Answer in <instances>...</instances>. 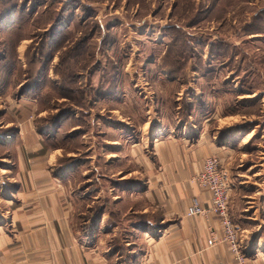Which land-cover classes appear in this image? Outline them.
<instances>
[{
  "label": "rangeland",
  "instance_id": "374dc122",
  "mask_svg": "<svg viewBox=\"0 0 264 264\" xmlns=\"http://www.w3.org/2000/svg\"><path fill=\"white\" fill-rule=\"evenodd\" d=\"M9 6L0 19V43L9 39L16 70L0 75V183H18L17 168L29 167L28 158L30 166L37 164V153L19 161L23 126L42 158L53 153L52 164L68 169L70 195L80 199V189L89 192L76 210L86 212L101 188L92 210L105 205L121 228L133 200L121 188L140 182L132 171L147 163L130 149L122 118L139 122L156 103L179 111L193 105L198 126L210 118V132L231 149L224 165L261 184L264 193V0H0V8ZM20 7L28 9V25L15 30L12 47L5 27L14 17L18 23L13 11ZM59 14L71 38L61 47L49 39L44 50L41 31ZM26 83L29 89L21 92ZM92 87L112 94L100 97ZM61 105L74 112L59 132L47 131ZM40 131L53 140L50 147ZM248 133L252 137L239 148Z\"/></svg>",
  "mask_w": 264,
  "mask_h": 264
},
{
  "label": "crops",
  "instance_id": "0c3cea01",
  "mask_svg": "<svg viewBox=\"0 0 264 264\" xmlns=\"http://www.w3.org/2000/svg\"><path fill=\"white\" fill-rule=\"evenodd\" d=\"M178 112L155 103L139 122L122 118L124 134L132 138L130 149L147 163L132 171L134 179L139 173L140 182L131 190L121 188L133 196L121 228L120 221L114 223L105 214V205L100 214L92 210L101 188L91 195L87 213L76 210L87 203L83 196L89 192L80 189V199H74L64 181L68 169L52 164L53 153L42 158L38 141H27L33 137L21 126L18 135L24 147L19 161L31 152L37 153V164L30 166L28 158L29 167L17 168L18 183H0V264H237L227 242L207 245L209 224L221 233L216 218L208 222L201 215H185L193 196L204 205L209 200V193L189 178L200 171L206 156L228 163L231 149L210 132V118L198 126L192 114L185 121ZM251 137L248 133L239 148ZM230 175L228 213L246 264H264L263 187L242 179L243 174ZM146 222L155 228H143Z\"/></svg>",
  "mask_w": 264,
  "mask_h": 264
},
{
  "label": "built area",
  "instance_id": "2783aa9c",
  "mask_svg": "<svg viewBox=\"0 0 264 264\" xmlns=\"http://www.w3.org/2000/svg\"><path fill=\"white\" fill-rule=\"evenodd\" d=\"M190 182L209 193L208 204L193 196L187 206L185 215L188 217L201 215L208 222L216 218L221 229L220 235L208 226L207 245L213 246L227 242L230 245L237 264H246V258L241 250L237 230L228 213V203L231 194V175L229 169L216 155L206 156L200 171L192 175Z\"/></svg>",
  "mask_w": 264,
  "mask_h": 264
},
{
  "label": "trees",
  "instance_id": "16d2710c",
  "mask_svg": "<svg viewBox=\"0 0 264 264\" xmlns=\"http://www.w3.org/2000/svg\"><path fill=\"white\" fill-rule=\"evenodd\" d=\"M12 8H14V7H10L9 6V7H6V8H0V19L4 18L5 16H8L10 14ZM27 10L28 9H26L25 7H20V9L15 8L14 11H13V14L20 16L18 23H17V21L15 22V17H14L13 22L9 25L10 27L9 26L5 27L6 28L5 29L6 34H7L8 38L10 37V39H11L10 41H12V47L14 46V42H15L14 39H13L15 37V35H16L15 30L20 32V30L23 27L28 25L27 24L28 19L26 18V11ZM17 11H19V12H17ZM62 25H63L62 14H59L53 20V23L51 24V28L49 26L48 29H43L41 31V37H40L41 48H43L44 50L46 49L47 46L45 45V43L49 39L52 42V46L53 47H61L68 39L71 38V36H70L71 33H72V31H70L71 29L62 28ZM19 39H20V37L19 38L17 37L16 41H19ZM8 40L6 42H4V43H0V50L4 52L2 55L0 54L1 55L0 56V75H11L13 70H16L15 69L16 64L13 61V49H12V51H10V48H8V43H9ZM169 59H170L169 58V54L166 52V54H164L162 56L163 63L166 64L169 61ZM45 68H46V65H45V63H43L41 70L45 71ZM42 71H41V74H42ZM61 72H62V70H61ZM28 75H30V74H28ZM171 76H173V75H171ZM174 76L177 77L178 75H174ZM29 87H30V83H26L25 85H23L22 88H20V90H21V92H23V91L28 90ZM91 89L93 91H99L97 93H98V96H100V97H110V95L112 94L110 92L109 88H107V87H106V89H103L102 91H100L99 89L95 90V89H93V87ZM70 106L71 105H64V106L61 105L60 106V109H59L60 113L58 112V114H56L54 116L53 121L50 120L51 124L48 123L49 125H48V128H47V131L50 128H54L57 132H59V128L63 124V119H65L66 117L70 116L72 114V112H74V109L72 107H70ZM193 108H194L193 105L191 107H190V105H188L187 107H186V105H184L183 109H181L179 111L180 118L185 120V121H187V119H189V115L194 114V112H195V114L197 113V111L194 110L195 108L194 109ZM63 115H64V117H62ZM47 131L45 133H42L40 131L39 133L42 135V142L48 148V147L51 146V143L53 142V140L46 135ZM67 137H68V135H65L64 138H67ZM72 138H74V137H72ZM0 143H2V142L0 141ZM5 146H9V145L5 144ZM127 182H128L127 185L126 186L124 185L122 187L125 190H131L132 187H131L130 183H132L133 180H132V182L131 181H127ZM97 206H95L94 209H96V211H100V212H98L96 214L102 213L103 212L102 208H104V207L103 206L97 207ZM109 214L111 215V217H114L116 215L113 212H111ZM143 218H144V216H143ZM142 225H144V223ZM145 225H147V227H145ZM145 225L143 227L145 229L152 230V229L155 228V227H153L154 225H152L151 223H148V222H146Z\"/></svg>",
  "mask_w": 264,
  "mask_h": 264
}]
</instances>
